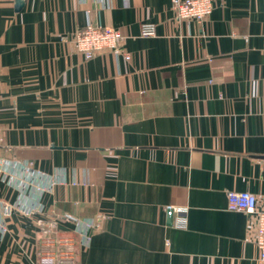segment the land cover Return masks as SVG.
Instances as JSON below:
<instances>
[{
    "label": "crops",
    "instance_id": "0c3cea01",
    "mask_svg": "<svg viewBox=\"0 0 264 264\" xmlns=\"http://www.w3.org/2000/svg\"><path fill=\"white\" fill-rule=\"evenodd\" d=\"M213 1L196 22L171 0H0V158L40 173L21 193L0 174L13 205L0 264L65 250L42 241L52 220L72 240L61 264H259L227 193L264 202V0ZM96 22L119 30L129 61L75 50ZM64 213L97 221L86 241Z\"/></svg>",
    "mask_w": 264,
    "mask_h": 264
},
{
    "label": "built area",
    "instance_id": "2783aa9c",
    "mask_svg": "<svg viewBox=\"0 0 264 264\" xmlns=\"http://www.w3.org/2000/svg\"><path fill=\"white\" fill-rule=\"evenodd\" d=\"M102 2L106 7L110 5V0H97ZM214 6L213 0H171V9L174 19L177 21L194 20L201 22L207 19ZM155 32L154 25L144 23L140 30L141 36H150ZM123 35L118 29L104 25L100 22L87 23L83 28L78 29L72 37L75 50L82 54L84 59L91 58L94 54L102 51H110L115 58H122L129 61L131 55L126 51L121 41ZM2 138L0 137V141ZM30 161H8L4 162L0 158V174L2 179L14 190L19 193L25 191L26 185L33 183L35 179L39 178L40 173L30 169ZM29 172V179L25 176ZM55 183L77 185L79 183L77 177L73 175L69 180L65 177H59L58 180L48 182V186H38L40 191L39 196L45 188H52ZM227 208L231 211L242 212L246 215L247 231L244 241L251 243L258 252L259 264H264V202H258L256 196L247 191H228L227 193ZM13 205L7 202H0V237L6 232L5 218L10 216ZM41 205H32L28 209V213L32 211H41ZM166 215H171L173 218V225L176 227H185L186 218L184 210L180 207L167 205L165 207ZM63 217L72 221L75 226L74 229L82 234L86 241L88 239V230L97 225L94 219H79L71 213H64ZM42 224V223H40ZM56 221H50L49 228H44V237L42 241L45 245H61L66 247L65 250H51L44 251L38 256V264H61L71 262V238L52 237V230L56 227Z\"/></svg>",
    "mask_w": 264,
    "mask_h": 264
},
{
    "label": "water",
    "instance_id": "95a60500",
    "mask_svg": "<svg viewBox=\"0 0 264 264\" xmlns=\"http://www.w3.org/2000/svg\"><path fill=\"white\" fill-rule=\"evenodd\" d=\"M19 6L16 4V8H18ZM167 223L170 224L172 222V216L171 215H167Z\"/></svg>",
    "mask_w": 264,
    "mask_h": 264
}]
</instances>
